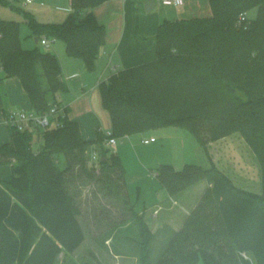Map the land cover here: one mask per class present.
I'll return each instance as SVG.
<instances>
[{"label":"trees","instance_id":"obj_1","mask_svg":"<svg viewBox=\"0 0 264 264\" xmlns=\"http://www.w3.org/2000/svg\"><path fill=\"white\" fill-rule=\"evenodd\" d=\"M106 1L72 0L73 12L61 24L41 23L32 13L15 10L23 13L33 35L62 40L69 56L93 70L106 44V28L94 8ZM209 2V17L164 20L155 37L157 59L101 82L102 102L111 116V137L175 126L188 130L211 161L208 168L158 167L159 184L171 196L201 181L210 187L157 264H264V0ZM0 4L9 5L5 0ZM245 12L248 18L240 21ZM0 67V81L20 79L37 112L48 111L66 89L57 56L39 47L23 49L20 23L1 17ZM67 112L63 126L42 133L37 153L32 132L11 130V142L0 148V166L12 170L10 180L0 181V264H56L63 252H75L85 233L81 202L71 188L78 191L84 184L102 186L122 208L120 225L128 220L137 224L141 264H152L153 233L130 200L121 157L104 148L108 136L101 131L95 140L84 139ZM234 133L257 157L260 194L237 187L209 156L207 143ZM94 146L101 154L97 174L86 166ZM71 171L75 176L68 178Z\"/></svg>","mask_w":264,"mask_h":264},{"label":"rangeland","instance_id":"obj_2","mask_svg":"<svg viewBox=\"0 0 264 264\" xmlns=\"http://www.w3.org/2000/svg\"><path fill=\"white\" fill-rule=\"evenodd\" d=\"M5 1L9 5L14 2V0ZM16 4L22 5L25 9L23 11L26 12L30 11V7L38 12L43 10L38 4L27 6L23 5L22 2H16ZM2 6L0 4L1 18L15 15L16 18L13 19H16L20 23L22 48L32 50L36 49L37 46L41 47V44H36L35 37L24 19L23 13H20L18 10L16 11L19 13L13 11L16 7L10 10L4 9ZM250 17H256L255 10L250 12ZM50 45L52 50L58 51L57 49H59V53H61L55 52L61 65L62 81L66 89L58 93L59 99L65 104L69 103L72 106L71 117L78 118L84 125L83 135L86 137L91 136L90 138H92V136L96 135V127L99 123L90 105L88 108L84 104L85 100L78 99L82 93V85L81 79L76 77L75 73H85L87 84L90 88H94L98 86L99 78L104 82L114 72L107 65L98 67L97 63H95L93 70H89L84 61H82L83 63L81 62L83 68L81 70L76 69L77 64L75 65L74 60L76 58L68 55L66 45L62 40H51ZM7 79L10 82L17 81L22 85L20 79L17 77ZM2 82H0V113L3 108L7 110L14 107V104H12L13 100L7 94L9 90L13 91L15 86L13 83ZM97 98H99V95L93 97V104L98 103L99 99L97 100ZM31 109L29 106V109L21 108L20 110L28 111ZM103 110L108 115L107 110L105 108ZM151 138H155L156 141L151 144L143 143V140ZM222 139L225 140L222 141ZM42 143V136L35 134L33 151L36 153L40 151ZM104 148L109 149L110 154H115L114 149H116L117 154L121 157L127 171L128 191L137 211H141L147 205L154 204L157 191L160 187L155 173L161 164L173 165L177 170L184 169L188 164H196L203 167H206L207 164L206 160L203 159L205 156L204 151L197 139L188 130L175 126L146 129L140 133L117 139L115 148L106 145ZM206 148L211 159L216 160L222 168H226V172L229 173L232 181L236 182L239 186L246 187V181H243L244 179L238 174L237 165L243 171L249 172L250 182H252V178H257L256 170L260 169L257 157L239 133L209 142L206 144ZM60 160H63V156L60 157ZM86 166L92 171L95 170L96 174L99 172V169H96L99 166L95 167L88 155ZM74 176L73 171L68 172V178ZM83 183V180L77 181L76 187H80ZM255 186L253 185V189L257 190L258 186L257 188ZM71 191H74V194L78 196V200L81 202L82 214L80 222L85 233V241L75 252L71 254L63 252L58 257L56 264H141L139 242L142 238L140 236V228L132 220L125 221L121 225L119 224L125 219V215L121 213L122 208L118 204L116 205L115 201L111 198L107 197L106 192L102 191V186L84 184L77 191L74 185ZM162 220L167 222V219L163 218ZM165 222L163 224L161 221V224L164 226L160 228L154 225L155 222L151 224V222L147 221L153 233L150 245L152 264H157L165 253L170 239L181 228L179 227L177 231L171 232L172 230L167 227L168 224ZM114 226L115 228L112 229L111 227ZM246 257L252 259L250 255H246ZM199 264L204 263L200 260Z\"/></svg>","mask_w":264,"mask_h":264},{"label":"crops","instance_id":"obj_3","mask_svg":"<svg viewBox=\"0 0 264 264\" xmlns=\"http://www.w3.org/2000/svg\"><path fill=\"white\" fill-rule=\"evenodd\" d=\"M148 1L149 0H108L94 8V14L97 21L100 24H103L106 28V44L101 48L99 57L96 60L98 67H104L105 65H107V67L113 70L114 75L119 71L152 62L157 59L155 37L157 35L160 24L164 20L177 21L182 19L209 17L212 15V9L209 0H185L184 4L179 7L165 6L156 0L157 5L151 12H148L146 10V3ZM16 2H22L25 6L38 4L40 7H42L43 10L40 12L33 10L32 7L29 8L30 11H27L32 13L34 17L41 23L61 24L73 12L72 0H34V2L32 3H26V0H14V2L10 3L9 6L3 5L2 7L4 9L10 10L14 9V7L25 10L22 5H17ZM13 11L19 13L16 10ZM13 18H16V16L12 15L8 18L2 19L8 21H17ZM34 37L36 41L37 37L35 35ZM36 44H41L40 39L38 43L36 42ZM39 48L44 51L51 52L56 56L57 54L55 52L61 54L59 53V49H57L58 51L52 50L51 45L49 46V48H45L41 44V47ZM74 60L75 65L77 64L76 69L81 70L83 68L82 60ZM75 75L76 77L81 79L82 85V93L80 94L78 99L85 100L84 104H86V107L89 108L90 105L91 110L96 115L94 116L95 118H97V121L99 123V125H97L96 127V135L92 136V138H90L91 136L86 137L85 135H83L84 125L78 120V118L71 117L72 106L69 103L65 104L63 101H61L59 99V95L58 102L65 105L69 109V118L79 123L84 139L95 140L99 131L104 134L111 133V116L108 111L107 115L103 110L104 106L99 87L102 80L99 78L98 86L90 88L86 82L87 76L85 73L83 74V72H80L75 73ZM3 77L4 73L0 69V79H2ZM110 77L106 81H108ZM3 80L5 81V83H13L15 87L13 91L9 90L7 94V96H9L11 100H13L12 104H14V107L7 110L3 108L2 112L0 113V148L4 144L10 143L12 140V132L4 122L5 115L10 111L20 110L21 108L29 109V106L32 108L31 110H33V106L28 98V95L26 94L24 88H22L23 86L20 85V83L17 81L10 82V80L7 78ZM3 80H1L0 82H2ZM4 81L2 83H4ZM98 95V103L93 104V97ZM224 140L225 139H222V141ZM93 148L96 149L97 147L94 146ZM114 151L117 154L116 149H114ZM203 159L206 160V168L210 167L211 161L207 158L206 155L203 157ZM213 163L228 177H231L229 176V173L226 172V168H222L216 160H213ZM256 171L257 178H252V182H250L248 176L249 172L243 171V169L238 168L237 165V172L240 177L244 179L243 181H246V187L239 186L238 184H236V182L234 183L237 185V187L243 190L260 194L262 191V179L260 175L261 172L259 168ZM155 175L157 176V172L155 173ZM11 177V166H0V181H8L11 179ZM253 185H256V188L258 186L257 190L253 189ZM209 187L210 184L207 181H201L193 186H190L180 194L171 196L160 186L157 191L154 204H150L149 206L147 205L138 212L140 214H143L149 223L151 222L152 224V222H155L154 225L160 228L164 226L163 224L165 222L162 219H167V222L165 223L168 224L167 227L172 230L171 232H174L175 230L177 231L179 227H182L187 217L197 206L201 197ZM161 221L163 224H161Z\"/></svg>","mask_w":264,"mask_h":264},{"label":"built area","instance_id":"obj_4","mask_svg":"<svg viewBox=\"0 0 264 264\" xmlns=\"http://www.w3.org/2000/svg\"><path fill=\"white\" fill-rule=\"evenodd\" d=\"M165 6L179 7L184 4L185 0H157ZM34 0H26V3H32ZM248 18V13L245 12L240 16V21H245ZM41 44L45 48H49L51 44V39L48 37H43L40 40ZM2 70V67H0ZM68 118L67 107L60 102L55 103L46 112H37L35 110L22 111L15 110L8 112L4 117V122L10 130H16L19 132H32L38 135H42L43 132L59 128L63 126V122ZM108 138L105 141V145L108 147L115 148L117 144V139L111 137V133H106ZM155 138L143 140L144 144H151L155 142ZM91 163L98 167L101 161L100 152L94 148L87 153Z\"/></svg>","mask_w":264,"mask_h":264},{"label":"water","instance_id":"obj_5","mask_svg":"<svg viewBox=\"0 0 264 264\" xmlns=\"http://www.w3.org/2000/svg\"><path fill=\"white\" fill-rule=\"evenodd\" d=\"M157 5V2H156V0H149L147 3H146V10L148 11V12H151L153 9H154V7ZM36 42L38 43L39 42V38L37 37L36 38ZM105 161V158H102V162H104Z\"/></svg>","mask_w":264,"mask_h":264}]
</instances>
